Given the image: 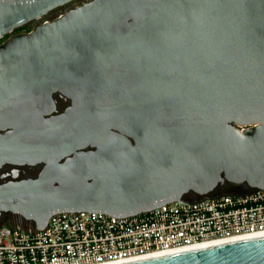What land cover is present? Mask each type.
I'll return each instance as SVG.
<instances>
[{"label":"water","instance_id":"water-1","mask_svg":"<svg viewBox=\"0 0 264 264\" xmlns=\"http://www.w3.org/2000/svg\"><path fill=\"white\" fill-rule=\"evenodd\" d=\"M75 1L0 0V40L34 24L0 43V168L40 165L0 182V217L264 189V0ZM113 264H264V233Z\"/></svg>","mask_w":264,"mask_h":264},{"label":"built area","instance_id":"built-area-1","mask_svg":"<svg viewBox=\"0 0 264 264\" xmlns=\"http://www.w3.org/2000/svg\"><path fill=\"white\" fill-rule=\"evenodd\" d=\"M263 233L264 189L174 201L131 217L61 212L41 230L25 221L0 225V264H113Z\"/></svg>","mask_w":264,"mask_h":264},{"label":"flooded vegetation","instance_id":"flooded-vegetation-1","mask_svg":"<svg viewBox=\"0 0 264 264\" xmlns=\"http://www.w3.org/2000/svg\"><path fill=\"white\" fill-rule=\"evenodd\" d=\"M70 6V5H69ZM68 6L62 7V8H67ZM61 8L55 9L54 11L50 12L47 17H52L57 10ZM52 102L53 104L49 106V109L51 110L48 115L54 116L63 113L67 107L70 106L71 102L70 100L63 96L62 94L55 92L52 95ZM12 169H15L17 171V175L15 178H12L10 176V172ZM40 169V165H24V166H10V165H4L2 168H0V182L9 180V179H21L25 177H34ZM1 175H5L4 177H1ZM12 220L13 222H18L22 221L18 216L12 215Z\"/></svg>","mask_w":264,"mask_h":264},{"label":"trees","instance_id":"trees-1","mask_svg":"<svg viewBox=\"0 0 264 264\" xmlns=\"http://www.w3.org/2000/svg\"><path fill=\"white\" fill-rule=\"evenodd\" d=\"M29 25H30V24H28V25H26V26H23V27H21V28L15 30L14 32H16V33L23 32V31H24V32H28V31H29V30H28ZM230 188H232L231 191H230V190L227 191L226 194L248 192V190L241 189V188H238V187H232V186H230ZM214 195H215V194L212 193L210 196H214ZM216 195H222V194L219 193V194H216ZM196 199H198V198H195V197H192V196H187V197L185 198V200H196ZM10 220H12V215H11V214H4L2 217H0V225L8 224V222H9Z\"/></svg>","mask_w":264,"mask_h":264},{"label":"rangeland","instance_id":"rangeland-1","mask_svg":"<svg viewBox=\"0 0 264 264\" xmlns=\"http://www.w3.org/2000/svg\"><path fill=\"white\" fill-rule=\"evenodd\" d=\"M81 2V0H79V1H75V2H73V3H71L70 4V6L71 7H73V6H76V5H78L79 3ZM67 10V8H61V9H59V10H57V12H55V13H59V12H64V11H66ZM55 15V14H54ZM47 17V16H46ZM45 17V18H46ZM44 18V19H45ZM54 18V17H53ZM34 24H30L29 25V28H28V30L30 31L31 29H33V26ZM19 33H26V32H19ZM14 34H18V33H16V32H12V33H10V34H8V35H6L4 38H2L1 40H0V43L2 42V41H4L5 39H7L8 37H10L11 35H14ZM231 189L232 188H230V186H226V187H223V188H218V189H216L213 193L216 195V194H226V192L227 191H231ZM242 189V188H241ZM8 223H13V220H10Z\"/></svg>","mask_w":264,"mask_h":264},{"label":"bare ground","instance_id":"bare-ground-1","mask_svg":"<svg viewBox=\"0 0 264 264\" xmlns=\"http://www.w3.org/2000/svg\"><path fill=\"white\" fill-rule=\"evenodd\" d=\"M223 242H225V241H223ZM214 243H219V242L204 243V244L197 245V246H195V247L204 246V245H209V244H214ZM192 248H194V247H192ZM154 255H159V254H151V255L144 256V257H150V256H154ZM144 257H141V258H144ZM137 259H139V258H137ZM134 260H135V259H134Z\"/></svg>","mask_w":264,"mask_h":264}]
</instances>
